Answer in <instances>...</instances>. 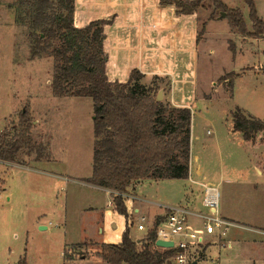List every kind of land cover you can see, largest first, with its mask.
I'll use <instances>...</instances> for the list:
<instances>
[{
  "label": "rangeland",
  "instance_id": "obj_1",
  "mask_svg": "<svg viewBox=\"0 0 264 264\" xmlns=\"http://www.w3.org/2000/svg\"><path fill=\"white\" fill-rule=\"evenodd\" d=\"M20 1L0 0V133L5 130L13 135L21 111L29 108L34 119L32 137L45 157L35 161V152L24 151L18 160L26 166L0 163V264H18L21 259L27 264H105L93 257L96 253L91 252L98 250L93 244L74 245L107 236L106 226L103 237L96 228V214L101 209L106 218L111 211L110 216L120 223L111 233L123 228L121 218L108 207L111 196L81 184L93 170V101L54 96L53 58L49 53L32 58ZM161 1L77 0L75 25L112 20L118 25L117 41L130 43L125 50L135 52L137 62L138 33L146 22L151 19L157 26V40H151L156 51H169L163 50L166 39L177 31L174 13L162 9ZM222 1L229 9H241L247 30L253 32L244 2ZM256 8L264 22V0H258ZM212 12L207 3L186 21L189 28L182 35L183 43L194 48L195 32L197 35L203 23L209 22ZM199 44L200 72L196 77L189 71L190 97L181 98L180 103L191 104L194 151L201 149V180L213 178L204 182L217 185L219 214L232 226L220 238L221 243H213L218 240L215 235L206 237L210 244L198 264H264V129L260 124L264 122V35L254 38L234 31L224 18L209 22ZM132 63L127 60L125 71ZM142 82L157 100L162 90L161 102L175 107L171 79L144 78ZM40 172L82 180L63 183L62 178L60 185ZM189 189L180 180L145 182L136 190L140 198L165 209L186 206ZM138 218L132 214L135 225L130 230L139 239L144 232L137 229ZM41 226L48 229L41 230ZM65 255L92 258L68 261Z\"/></svg>",
  "mask_w": 264,
  "mask_h": 264
},
{
  "label": "trees",
  "instance_id": "obj_2",
  "mask_svg": "<svg viewBox=\"0 0 264 264\" xmlns=\"http://www.w3.org/2000/svg\"><path fill=\"white\" fill-rule=\"evenodd\" d=\"M77 0H21L31 42L32 58L49 53L53 58L52 91L56 97L90 98L93 101L95 147L93 172L85 182L113 192L116 211L128 217L121 194H128L142 180H184L189 178L193 113L157 100L142 81L145 76L132 70L127 82H111L105 49L106 26L112 20L99 19L84 27L75 25ZM250 10L253 32L247 30L242 10L229 9L222 0H162L178 15H194L210 3L209 21L226 13L232 30L254 38L264 35V22L258 16V0H242ZM202 25L197 41L203 37ZM155 80H159L155 77ZM264 129V122L260 123ZM34 119L29 108L19 115L13 135L0 134V162L26 166L19 155L36 153L42 160V147L32 137ZM120 195H115V194ZM146 239L135 241L127 226L119 244H103L99 256L109 264H164L172 251L156 247V228ZM18 264H27L21 259Z\"/></svg>",
  "mask_w": 264,
  "mask_h": 264
},
{
  "label": "crops",
  "instance_id": "obj_3",
  "mask_svg": "<svg viewBox=\"0 0 264 264\" xmlns=\"http://www.w3.org/2000/svg\"><path fill=\"white\" fill-rule=\"evenodd\" d=\"M162 9H164L167 13H170L167 10V9H170L174 13V16H175L174 19L176 20L175 22H177L176 33L174 34V36L172 33V36L166 39V45H167V47H165L166 49L162 48L163 50H169V51L167 52L156 51V49L154 48L155 47L154 43H151L152 42L151 40H153V42L157 40L155 37L157 35L156 33L157 26L155 25V21H152L150 19L149 22H146L147 26H141L142 29H140L138 33L140 48L138 52L139 55H138L137 62L135 59L137 56L136 53L127 52L125 50L131 47L130 43L128 42L121 43V41H117L115 28L118 27V25L114 24L113 22L112 24L106 26L105 28L106 30L105 49L108 54V77L111 82L119 81V82L125 83L128 81L132 70L138 69L145 76V80L147 81L148 79L154 78V77H158L161 79L169 78V80L171 79L172 86H173L172 94H171L173 105L175 107L191 108L190 103L181 104L180 101H181V98L184 99V98L190 97L189 88H190V83H192V81L187 79V75L189 71L191 73H193L192 71H194L196 77L199 75L200 60H201V51H200V44H199L200 42L197 41L198 33L196 35V32H195L196 37L194 36V48L190 47L189 44H187L186 42L183 43L181 39H182L183 33H185L189 28V25L186 23V21L189 18H192L193 15H188V16L178 15L176 13L175 8L173 7H164ZM75 16H76V12H75ZM101 19L109 20L106 18H101ZM96 20H99V19H96ZM90 22L92 21L87 22L86 25H88ZM112 28H114V30H112ZM128 59H131L133 63L128 68V70L125 71V67L127 65ZM192 66L194 69H191ZM195 162H197L196 166H195ZM0 163L5 164L4 162H0ZM13 165L17 166L16 164H13ZM18 166L24 167L22 165H18ZM41 174L43 176H48L49 178H52V179H57V182L60 185H62V182H60V179L62 178L64 179L63 183H66L70 180L78 181V182L82 180V179L79 180L80 178L60 176L54 173L43 172ZM90 177L86 179H89ZM201 177H202L201 149H199L198 152L195 153L194 137L192 140V134H191L190 172H189V178L184 179L185 182H187V184L190 186V189L188 191L189 193L187 194L188 199L186 202V206L184 207H186L193 213L190 221H191L192 227H194L195 229H201L202 227L201 226L202 220L197 215H201V213L203 214L207 213V210L203 206V198H204L206 187H215L218 190L216 184L211 183V182H208V183L204 182L205 178H207L208 180H211V179L213 180V178L204 176L203 180H201ZM85 180H82V181H85ZM152 181L160 184L162 182L166 183V182H175V181H180V180L147 179V180H142V181L133 183V185L129 188L128 193H130L131 195L134 194L133 196L134 200L132 202L125 203L127 207L128 217L120 215L117 211L113 210V214L114 215L118 214V217H120L122 220V227H123L122 230L115 234L111 233L110 230L115 231L119 229L120 223H118V221L114 220L112 216H110L111 211L107 212L109 218H106V215L101 209L100 212L96 214V219H97L96 228L98 230L99 235H102L103 237L104 231H105L104 226H106L108 230L107 236L105 238L99 237L95 239H89L88 241H84V242L74 244V245H79L85 242H89L93 244L94 246L98 248V250L91 252V253H96V255H94L93 257L102 260V262L105 264H109L99 256V253L101 252V247L103 244H119L122 241V235L128 226V218L130 214H134L136 218L143 216L147 219V223H146L147 231L144 232V235L140 237L139 239L131 235L133 240L137 242L141 241L142 238H145L146 234H148V232L151 231L155 227L156 222L158 220L160 221L159 223L164 221L166 217V208L169 207L167 206L164 209L163 208L164 206L160 205L159 203L151 202L146 199L140 198L138 196L136 189H138V187H140V185L144 184L145 182H152ZM81 184L87 187H90L94 190L105 192L111 197L113 196L112 191L107 190L105 188L97 187L87 182H81ZM180 206H183V205H180ZM41 227H45V228H41ZM41 227H40L41 230L48 229L47 226H41ZM74 245H71V246H74ZM68 248L69 247L67 246L65 250ZM67 256L68 255H65V260H68V261L85 260L87 258L88 259L92 258V257H81V258L74 259V258L67 257Z\"/></svg>",
  "mask_w": 264,
  "mask_h": 264
},
{
  "label": "built area",
  "instance_id": "obj_4",
  "mask_svg": "<svg viewBox=\"0 0 264 264\" xmlns=\"http://www.w3.org/2000/svg\"><path fill=\"white\" fill-rule=\"evenodd\" d=\"M115 195L120 194L116 193ZM121 196L125 203L134 200V197L130 193L121 194ZM203 206L207 210V213L197 215L202 220L201 229L192 227L190 219L193 213L186 207L176 206L166 208V217L156 228V242L160 240L173 243L172 248H160L172 251V256L164 264L199 263L207 246L210 244L206 237L215 235L218 240L213 241V243H221L222 240L220 238L226 236L229 232V227L232 224L219 214V195L215 187H206ZM108 207L113 208L114 211L117 209L113 196L108 203ZM131 216L132 214L128 218V227L135 225L132 222ZM146 223L147 219L140 216L136 222L137 229L141 232L147 231Z\"/></svg>",
  "mask_w": 264,
  "mask_h": 264
},
{
  "label": "water",
  "instance_id": "obj_5",
  "mask_svg": "<svg viewBox=\"0 0 264 264\" xmlns=\"http://www.w3.org/2000/svg\"><path fill=\"white\" fill-rule=\"evenodd\" d=\"M226 18V13H221L220 16L217 17V20H221ZM163 98V91L161 90L159 92V96H158V101H161ZM41 228H45V227H41ZM156 246L159 248H172L173 247V243L172 242H164V241H157L156 242ZM194 264H198V262H195Z\"/></svg>",
  "mask_w": 264,
  "mask_h": 264
}]
</instances>
